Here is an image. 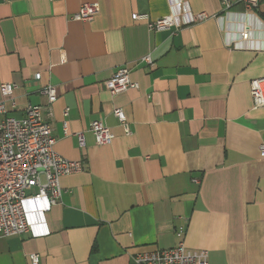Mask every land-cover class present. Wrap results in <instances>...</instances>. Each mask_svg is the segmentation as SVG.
Here are the masks:
<instances>
[{"label":"crops","instance_id":"0c3cea01","mask_svg":"<svg viewBox=\"0 0 264 264\" xmlns=\"http://www.w3.org/2000/svg\"><path fill=\"white\" fill-rule=\"evenodd\" d=\"M178 1L210 17L177 31L132 18L164 16ZM94 2L92 20L71 18ZM255 12L264 21V5ZM222 13L221 0H0V84L16 85L15 106L0 101L19 118L28 105L46 107L42 90L53 86L44 117L54 150L83 165L60 178L47 234L0 237V264H31V253L38 264H134L137 252L174 246L180 226L208 264H264V106L249 89L264 79V33L243 42L241 24L261 31L258 19L212 18ZM120 66L137 87L111 95L104 82ZM93 120L109 127L110 143L95 142Z\"/></svg>","mask_w":264,"mask_h":264},{"label":"built area","instance_id":"2783aa9c","mask_svg":"<svg viewBox=\"0 0 264 264\" xmlns=\"http://www.w3.org/2000/svg\"><path fill=\"white\" fill-rule=\"evenodd\" d=\"M221 2L223 13L212 16L219 22L233 14H246L257 18L255 10L261 4L264 5V0H221ZM234 3H240L244 12L232 11L231 7ZM99 10L98 3H83L71 18L89 21L98 14ZM209 17L205 12L193 13L179 1L172 4L170 13L155 19L148 18L146 14L132 15L134 20H146L148 29L152 31L171 28L177 31L183 26ZM258 21L260 24L256 22L255 26L260 25L261 31L249 23L241 24L238 36L243 42L250 40L253 32L264 33V21L259 19ZM221 28L224 30L223 25ZM227 45L230 49H254V46L240 45L238 42ZM260 49L264 51V47L258 48ZM141 61L147 66L153 65L149 55L143 56ZM129 72L127 66H120L104 82L111 95L137 87V84L130 79ZM263 82L264 79L258 78L249 83L250 95L255 107L264 106ZM15 88L16 85L13 83L0 84L1 95L11 101L12 107L15 106L12 99ZM42 93L47 98V106L28 105L24 109L23 116L19 118L9 115L5 101H0V237L25 233L39 237L47 234L45 215L60 200L62 193L60 178L83 169L82 160L63 157L54 150L55 138L50 123L44 117V109L47 110V115H50V106L56 100V91L53 86L48 85ZM113 115L128 133L129 126L122 108H114ZM89 130L99 145L108 144L114 138L109 127L100 120L91 121ZM79 140L82 143L81 134ZM259 149L261 156L264 157V143ZM175 235L177 242L174 246L137 252L133 256L134 264H208L207 250H191L186 247L183 226L176 229ZM29 259L31 264L39 263V256L36 253L29 254Z\"/></svg>","mask_w":264,"mask_h":264}]
</instances>
